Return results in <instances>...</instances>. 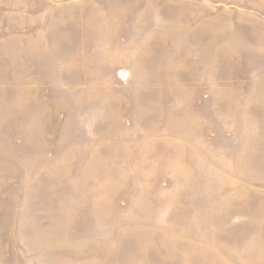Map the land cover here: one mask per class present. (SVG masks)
<instances>
[{"label":"rangeland","instance_id":"1","mask_svg":"<svg viewBox=\"0 0 264 264\" xmlns=\"http://www.w3.org/2000/svg\"><path fill=\"white\" fill-rule=\"evenodd\" d=\"M0 264H264V0H0Z\"/></svg>","mask_w":264,"mask_h":264}]
</instances>
